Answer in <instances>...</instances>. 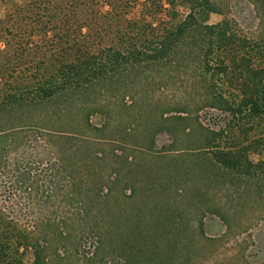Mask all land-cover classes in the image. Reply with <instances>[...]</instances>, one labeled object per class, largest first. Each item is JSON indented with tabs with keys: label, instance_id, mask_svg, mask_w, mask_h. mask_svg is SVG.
Here are the masks:
<instances>
[{
	"label": "rangeland",
	"instance_id": "rangeland-1",
	"mask_svg": "<svg viewBox=\"0 0 264 264\" xmlns=\"http://www.w3.org/2000/svg\"><path fill=\"white\" fill-rule=\"evenodd\" d=\"M33 1L40 2L0 0L1 214L26 226L31 233L38 232V228H32L37 222L41 227L49 223V247L45 252L51 264H126L120 253L124 249L110 244L122 233H130L131 238L136 234L145 236L142 250L136 249L141 252L135 254L131 264H264V175L258 179L256 173L243 180L244 175L235 173L225 182L221 176L216 181L204 175L192 165L201 164L210 152L203 151L197 136L194 140L181 128L178 150H164L174 142L169 132L153 136L155 153L135 148L143 143L140 133L144 125L162 109L186 105L188 127L202 132L203 128L220 132L226 127L229 118L225 113L210 106L198 107L199 94L204 89L185 78L182 66L180 70L178 66L173 68L179 78L168 89L159 85L144 87L118 99L108 88V92L82 97L83 107L102 109L90 117L91 124L102 131L88 128L80 136L68 139L71 150L64 154L66 161L60 160L42 134L47 131L43 124L50 123L46 119H50L53 106L49 105L60 109L72 104L63 99L43 104L21 102L33 98L39 82L58 68L54 61L59 59L60 49L51 42L57 30H41L36 20H30V14L22 21L26 12L21 8L30 2L35 4ZM213 2L218 8L223 5L241 35L257 39L262 34L258 8L250 0ZM222 18L220 13H213L209 22ZM86 23L83 32L94 25L92 19ZM107 41L108 37L102 42L97 37L95 46ZM10 95L23 99L14 103L13 98L10 102ZM78 105L81 103L73 106L83 108ZM77 112L74 110L68 117L75 126L82 119ZM229 138L264 140V117L245 119L234 135L223 134L220 142L230 143ZM161 155L165 157L155 164ZM134 157L141 167L130 163ZM251 158L264 159V143L261 153H252ZM169 159L179 163L177 169L165 168H172L171 163L167 166L164 161ZM149 160L153 165L148 164ZM118 171L121 175L115 180ZM224 172L223 168L219 171L221 175ZM148 176L156 177L162 187L153 189L152 177ZM108 177L111 178L106 182ZM166 209L176 215L175 223L168 224L170 214ZM211 209L218 212L211 213ZM140 224L148 228H141ZM199 228L204 235H199ZM157 234L160 237L155 244L152 236ZM25 256L32 259L33 253Z\"/></svg>",
	"mask_w": 264,
	"mask_h": 264
},
{
	"label": "trees",
	"instance_id": "trees-1",
	"mask_svg": "<svg viewBox=\"0 0 264 264\" xmlns=\"http://www.w3.org/2000/svg\"><path fill=\"white\" fill-rule=\"evenodd\" d=\"M250 1L258 8L262 26V34L257 39L241 35L234 28L232 22L235 21L227 16L223 5L218 8L213 0H63L58 3L40 0L33 1L35 4L30 2L32 5H29L30 3L25 5L27 10L25 7L21 8L23 13L26 12L22 21H26V14L28 16L30 14L32 16L30 20H36L35 23L40 24L37 26L41 30L44 28L57 30L54 31L55 37L51 42L53 47L58 46L60 49L59 59L53 60L57 61L58 68L55 73L39 82L33 98L23 99L17 95L14 98L10 95V102H13L14 98V103L23 99L21 102L43 104L63 99L65 103L72 104L65 105V108L64 105L60 106V109L58 105H49L53 106L50 119H46L50 123H42L47 130L42 134L51 142L57 156L64 162L65 152L71 150L67 147L68 139L80 136L84 129L99 128L91 124L90 117L93 112L102 109L88 108L85 105L83 107L80 101L83 100L82 97L108 92V88L116 93L118 99H125L133 91L144 87L159 85L162 89H168L175 86L179 78L177 73H173V68L178 66L180 70L182 66L183 72L187 75L185 78L188 81L192 79L195 87L204 89L199 94L198 107L210 106L225 113L229 118L226 127L220 132L205 128L202 132L190 128L187 123L190 120L188 108L186 105H181L183 107L179 105L180 107H174L175 109H162L159 115H155L144 125L140 133L143 143L138 139L142 145H136L135 148L143 153H155L153 136L169 132L175 143L173 142L168 150H164L169 152L177 149L181 128V131L183 129L184 133L194 140H196L194 136H197L203 151L210 152L201 164L192 165L198 166L194 169L202 170L204 175L216 181L219 180L216 179L218 176L222 177L223 182L231 180L229 175L235 173L244 175L243 180L255 177L256 173L257 178L261 179L264 175V159L255 161L251 155L261 153L264 140L245 138L239 141L229 138L230 143L220 142L223 134L234 135L245 119L261 120L264 117V0ZM213 13L223 15L221 21L209 22ZM91 19L94 25L88 27L89 31L83 32L88 26L86 21ZM52 23L54 25H51ZM97 37L101 42L104 37H108V41L95 46ZM165 67L168 69L163 72ZM148 73L150 74L147 75ZM150 78L153 81H149ZM78 102L81 103L78 106L83 108L73 106ZM74 110H77L82 118L76 126L70 124L68 118ZM38 122L41 124V121ZM198 125L201 126V123L198 122ZM163 157L165 156L161 155L155 159V164ZM135 158L130 163L139 166ZM164 161H167L166 165L172 164V168L165 167L167 170L177 169L179 166V163H173L176 160ZM148 164L153 165L150 160ZM222 168L225 169L223 175L219 173ZM120 175L121 171H118L114 179L118 180ZM110 178L108 177L106 182ZM151 184L153 189L162 187L156 177H152ZM24 185L28 186V183ZM133 190L135 193V187ZM170 202L167 201L168 204ZM167 211V214H170V218H167L168 224L175 223L176 215L173 211L169 213V209ZM210 212L218 211L211 209ZM220 216L227 222L225 215ZM139 221L141 222V219ZM36 224L32 228H38V232L31 233L26 226L4 217L0 212V264H51L45 252L49 247L47 233L50 224L45 223L42 227L40 223ZM140 227L148 228L141 224ZM96 233L100 235L98 231ZM198 233L200 236L204 235L202 229L198 230ZM128 234L118 235L116 242L110 240V244L117 246V249H124L120 253L126 264H131V259L135 261L133 258L137 250H142L145 236L136 234L131 238L130 233ZM159 237V234L152 236L155 244ZM28 252L33 253L32 259H26L25 254Z\"/></svg>",
	"mask_w": 264,
	"mask_h": 264
}]
</instances>
